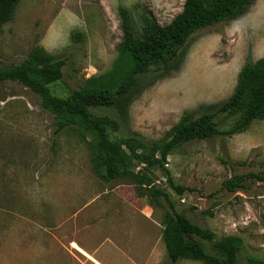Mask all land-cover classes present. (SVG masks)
<instances>
[{
    "label": "rangeland",
    "instance_id": "1",
    "mask_svg": "<svg viewBox=\"0 0 264 264\" xmlns=\"http://www.w3.org/2000/svg\"><path fill=\"white\" fill-rule=\"evenodd\" d=\"M185 0H21L3 29L0 69L18 65L37 49L65 61L62 82L49 87L66 98L86 81L113 73L123 57L120 10L139 23L144 13L169 25ZM73 33L82 39L74 41ZM264 60V0L236 20L192 36L181 65L138 80L127 126L113 141L138 134L164 139L189 112L198 118L225 102L247 64ZM119 107L95 114L121 118ZM121 113V111H120ZM223 129L236 120L218 116ZM54 116L39 95L0 82V264H172L164 242L169 206L219 239L242 238L239 264L264 261V182L249 180L228 192L235 175L264 173V120L232 137L196 140L176 149L163 169L134 162L132 173L106 181L90 138L77 129L55 134ZM187 189L178 195L170 185ZM177 264H203L183 260Z\"/></svg>",
    "mask_w": 264,
    "mask_h": 264
},
{
    "label": "trees",
    "instance_id": "2",
    "mask_svg": "<svg viewBox=\"0 0 264 264\" xmlns=\"http://www.w3.org/2000/svg\"><path fill=\"white\" fill-rule=\"evenodd\" d=\"M257 0H185L182 12L167 26H160L150 14L140 16L136 25L127 9L120 10L123 29V57L111 74L86 81L66 98L54 96L50 85L62 82L65 61L43 49L34 51L22 63L0 69V82H16L41 98L42 107L54 116L55 134L77 129L87 135L95 150L97 167L103 178L112 182L132 173L134 162L147 168L163 169L169 156L183 145L216 137H232L248 130L256 121L264 120V60L245 65L233 94L223 103L198 118L189 112L167 133L164 139L147 142L138 134L113 141L108 131L119 133L127 126V112L137 94L138 80L155 71L170 72L182 62L183 51L197 32L223 22L236 20ZM21 0H0V42L4 26L11 22ZM72 39H82L73 33ZM119 107L121 118L97 115L94 110ZM236 120L230 129H223L218 116ZM249 180L264 182V173L235 175L223 183V189L235 192L244 189ZM141 184L163 197L166 212L164 242L170 263L183 260L203 264H239L244 243L238 236L219 239L210 229L198 226L180 214L169 196L152 186L147 176ZM170 185L178 195L187 189ZM246 264H264L254 257Z\"/></svg>",
    "mask_w": 264,
    "mask_h": 264
}]
</instances>
